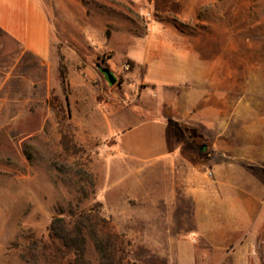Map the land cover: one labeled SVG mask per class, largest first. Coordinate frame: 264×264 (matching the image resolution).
Here are the masks:
<instances>
[{
	"label": "rangeland",
	"instance_id": "374dc122",
	"mask_svg": "<svg viewBox=\"0 0 264 264\" xmlns=\"http://www.w3.org/2000/svg\"><path fill=\"white\" fill-rule=\"evenodd\" d=\"M39 2L53 36L50 64L0 33V264H71L50 255L48 229L73 213L120 237L122 264H172L194 229L190 205L177 210L167 197L161 137L121 132L198 83L151 81L130 56L152 42L168 62L189 63L208 100L237 106V136H248L247 108L264 107V0ZM194 143L209 151L208 141ZM92 240L86 256L97 264Z\"/></svg>",
	"mask_w": 264,
	"mask_h": 264
},
{
	"label": "crops",
	"instance_id": "0c3cea01",
	"mask_svg": "<svg viewBox=\"0 0 264 264\" xmlns=\"http://www.w3.org/2000/svg\"><path fill=\"white\" fill-rule=\"evenodd\" d=\"M0 33L41 63L52 61L51 25L39 0H0ZM140 54L130 59L147 65V79L198 83L161 102L157 117L137 118L121 132L161 137L167 157L158 164L169 171L167 197L177 210L190 205L194 229L177 242L172 264H264V107L247 108L248 136H237V106L208 100L204 78H194L189 63L168 62L159 43ZM190 126L197 138L185 133ZM196 139L208 141L207 153L197 152Z\"/></svg>",
	"mask_w": 264,
	"mask_h": 264
},
{
	"label": "trees",
	"instance_id": "16d2710c",
	"mask_svg": "<svg viewBox=\"0 0 264 264\" xmlns=\"http://www.w3.org/2000/svg\"><path fill=\"white\" fill-rule=\"evenodd\" d=\"M184 130L187 132L189 128L184 127ZM99 223V218L87 213H73L68 220L61 217L52 219L48 238L54 250L50 255L55 253L71 264H92L86 256V244L88 239H93L98 254L97 264H122V259L117 254L120 237L117 234H104ZM33 263L38 264L37 260Z\"/></svg>",
	"mask_w": 264,
	"mask_h": 264
},
{
	"label": "water",
	"instance_id": "95a60500",
	"mask_svg": "<svg viewBox=\"0 0 264 264\" xmlns=\"http://www.w3.org/2000/svg\"><path fill=\"white\" fill-rule=\"evenodd\" d=\"M95 67L106 77L109 84L113 85L116 82V78L108 67L102 66L100 63H96ZM206 149V145L200 147V151L203 152Z\"/></svg>",
	"mask_w": 264,
	"mask_h": 264
},
{
	"label": "flooded vegetation",
	"instance_id": "af4514ba",
	"mask_svg": "<svg viewBox=\"0 0 264 264\" xmlns=\"http://www.w3.org/2000/svg\"><path fill=\"white\" fill-rule=\"evenodd\" d=\"M191 132H192V135H193V136H195V137L198 136L197 133H196L195 131H191ZM196 138H197V137H196Z\"/></svg>",
	"mask_w": 264,
	"mask_h": 264
},
{
	"label": "built area",
	"instance_id": "2783aa9c",
	"mask_svg": "<svg viewBox=\"0 0 264 264\" xmlns=\"http://www.w3.org/2000/svg\"><path fill=\"white\" fill-rule=\"evenodd\" d=\"M207 174H208V176H210L211 175V172L207 171Z\"/></svg>",
	"mask_w": 264,
	"mask_h": 264
}]
</instances>
